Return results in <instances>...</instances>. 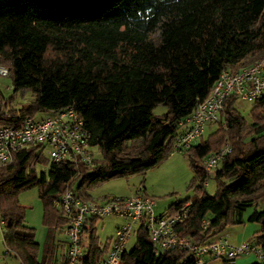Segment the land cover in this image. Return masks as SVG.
I'll return each instance as SVG.
<instances>
[{
  "label": "trees",
  "instance_id": "1",
  "mask_svg": "<svg viewBox=\"0 0 264 264\" xmlns=\"http://www.w3.org/2000/svg\"><path fill=\"white\" fill-rule=\"evenodd\" d=\"M262 60L264 0H0V66L13 87L9 98L0 92V127L17 128L39 112L72 107L90 134L92 154L90 163L73 164L31 146L0 166L5 254L17 264H62L67 244L58 235L67 220L55 204L60 195L71 189L81 200L114 197L95 199L90 191L167 158L177 122L207 97L221 71ZM24 91L31 98L12 106L14 95ZM236 102L227 99L223 121L183 151L193 172L189 187L198 194L160 215L189 203L176 231L198 243L227 226L257 223L252 239L264 248V98L252 103L249 118ZM157 105L166 111L154 114ZM226 143L230 152L206 171L202 159ZM209 179L213 194L204 190ZM30 188L42 205L41 249L18 200ZM98 220L90 217L83 225L87 254L78 264H95L109 245L111 238L103 243L96 234ZM133 233L134 245L120 264H196L180 247L155 252L145 220Z\"/></svg>",
  "mask_w": 264,
  "mask_h": 264
},
{
  "label": "built area",
  "instance_id": "2",
  "mask_svg": "<svg viewBox=\"0 0 264 264\" xmlns=\"http://www.w3.org/2000/svg\"><path fill=\"white\" fill-rule=\"evenodd\" d=\"M7 75V68L0 66V76ZM232 97L248 103L264 98V60L238 71L222 70L207 97L199 101L188 116L177 122L174 150L183 152L191 148L206 127L223 121L224 102ZM48 113L51 114L38 120L28 118L17 128L0 127V166L10 162L15 152L31 146L47 152V156L55 161L64 160L73 164L91 162L90 134L78 113L72 107L50 110ZM230 150V145L226 143L218 151L207 154L202 159L204 169L211 171L216 168ZM55 204L62 208L67 220L61 232L67 244L62 264H78L80 257L87 254L82 232L86 219L106 216L118 217L121 223L104 255L95 264H120L129 237L142 220H145L155 252L180 247L188 251L196 264H208L205 257L234 260L250 254L264 263V248L253 239L233 244L218 235L208 242L198 243L180 236L176 228L187 217L189 203L181 204L171 214L156 215L155 201L149 196H114L99 202L81 200L71 189H67ZM0 224L3 225L1 215Z\"/></svg>",
  "mask_w": 264,
  "mask_h": 264
},
{
  "label": "rangeland",
  "instance_id": "3",
  "mask_svg": "<svg viewBox=\"0 0 264 264\" xmlns=\"http://www.w3.org/2000/svg\"><path fill=\"white\" fill-rule=\"evenodd\" d=\"M0 92L4 98H9L13 95V87L11 80L8 76H0ZM30 92L24 91L23 95L17 92L14 95L12 106L19 107L21 103H26L30 99ZM235 106L242 113L243 116L249 118V110L252 103L237 100ZM166 111L163 105H157L153 109L156 115L162 114ZM47 114L39 112L35 115L34 119H41ZM217 124L206 127L203 133L205 139L213 130L216 129ZM96 156H100L98 151L94 150ZM47 156V152H45ZM193 172L189 166L187 155L183 152L174 150L170 155L162 160L159 164L145 172L131 174L126 177H117L108 181L102 182L90 191V194L95 199H100L103 196H132L134 194L146 195L154 199V213L156 215L162 214L173 203L192 198L198 193L195 192L193 187H189L190 180ZM207 194H213L215 191V183L213 179L207 180L204 186ZM19 202L26 207V224L35 228L36 241L39 243L41 249L46 228L42 223V205L37 195L36 188H30L21 191L18 195ZM251 209H247L244 213V218H247ZM121 219L113 216H106L99 219L96 223V234L101 242H105L108 238L112 237L115 228ZM247 232H252L254 228H258L257 223L246 222ZM229 227H243V226H229ZM2 224H0V264H17V261L9 254H5L6 247L2 239ZM223 233V232H222ZM221 233V235H222ZM84 242L87 241L88 233L83 234ZM60 240H63V235H58ZM135 242V235L129 237L126 248L130 250ZM251 254L248 256L243 255L237 257L235 262L223 263L222 259L215 258L209 259L208 264H251L255 257Z\"/></svg>",
  "mask_w": 264,
  "mask_h": 264
},
{
  "label": "crops",
  "instance_id": "4",
  "mask_svg": "<svg viewBox=\"0 0 264 264\" xmlns=\"http://www.w3.org/2000/svg\"><path fill=\"white\" fill-rule=\"evenodd\" d=\"M135 195V194H134ZM120 223L117 224V226L119 225ZM116 226V228H117ZM239 226H243V227H229L227 226L225 228V230L223 231L222 235L221 236H224L230 243H233V244H238V243H241V242H245V241H249L253 238V233L258 229V228H254L252 230V232H247V227L245 224L243 225H239ZM115 228V230H116ZM115 233V231H114ZM114 235V234H113ZM113 237V236H112ZM110 237V238H112ZM38 242V241H37ZM39 244V243H38ZM252 255V254H251ZM249 257V255H246ZM254 256V255H252ZM255 257V256H254ZM253 257V258H254ZM236 259H234V262H235ZM256 258L251 262V263H254L256 262Z\"/></svg>",
  "mask_w": 264,
  "mask_h": 264
}]
</instances>
